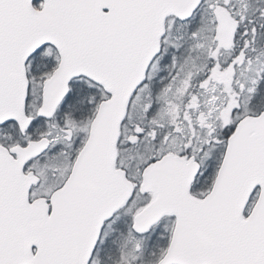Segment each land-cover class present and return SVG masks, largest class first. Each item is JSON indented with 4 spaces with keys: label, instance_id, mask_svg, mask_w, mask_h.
<instances>
[{
    "label": "snow or ice",
    "instance_id": "obj_1",
    "mask_svg": "<svg viewBox=\"0 0 264 264\" xmlns=\"http://www.w3.org/2000/svg\"><path fill=\"white\" fill-rule=\"evenodd\" d=\"M0 264H264V0H0Z\"/></svg>",
    "mask_w": 264,
    "mask_h": 264
}]
</instances>
